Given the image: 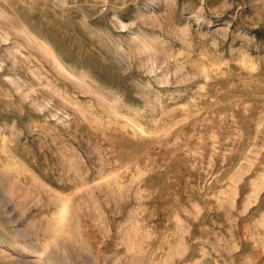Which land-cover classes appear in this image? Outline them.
I'll list each match as a JSON object with an SVG mask.
<instances>
[{
	"label": "rangeland",
	"instance_id": "374dc122",
	"mask_svg": "<svg viewBox=\"0 0 264 264\" xmlns=\"http://www.w3.org/2000/svg\"><path fill=\"white\" fill-rule=\"evenodd\" d=\"M0 264H264V0H0Z\"/></svg>",
	"mask_w": 264,
	"mask_h": 264
}]
</instances>
